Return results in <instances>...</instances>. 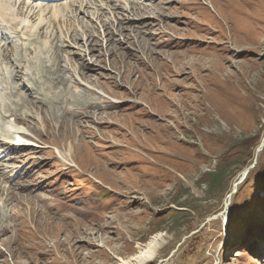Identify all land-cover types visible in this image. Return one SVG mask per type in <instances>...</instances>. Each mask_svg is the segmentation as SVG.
Returning <instances> with one entry per match:
<instances>
[{
  "label": "rangeland",
  "instance_id": "1",
  "mask_svg": "<svg viewBox=\"0 0 264 264\" xmlns=\"http://www.w3.org/2000/svg\"><path fill=\"white\" fill-rule=\"evenodd\" d=\"M67 2L0 23V264H264V0Z\"/></svg>",
  "mask_w": 264,
  "mask_h": 264
},
{
  "label": "bare ground",
  "instance_id": "2",
  "mask_svg": "<svg viewBox=\"0 0 264 264\" xmlns=\"http://www.w3.org/2000/svg\"><path fill=\"white\" fill-rule=\"evenodd\" d=\"M68 2L66 1V2L59 3V2H57V0H47L46 2H41L39 0H2V2H0V23H3V25H4L3 30L4 31H9V32L15 31V30L10 31L9 29H7V28H17L18 26H20L19 22L14 20L16 18L14 16L15 15L17 16V14H21V13H16L15 10L13 11V9L16 8L17 10L22 11L24 6H25V8H26V6H28L27 11H28V14H30L31 10L33 8V6H32L33 3L39 4V5H37V7H38L37 9H38V11H41V12H44L46 9L42 5L49 4L51 7H50V10L48 12L50 13V16L53 19V21H56V18H58L59 14H61L62 10L67 8ZM31 33H32V28L31 27L27 28V26H25V27H21L20 31L17 34H18V36H20V35L28 36ZM11 34H13V33H11ZM5 35H6L5 33H0V40L1 41H5V40L10 39V36H9L4 40L3 38L5 37ZM1 37H2V39H1ZM13 38H15V37H13ZM10 43L13 44V42H10ZM4 46L9 48V43L7 44L6 42H4L3 47ZM39 52L42 53L43 50L40 49ZM160 54L166 55V54H168V52L162 51V52H160ZM9 63H10L9 68L12 70V72L14 74L13 79L17 80V78L21 77V74L18 71H14L15 66H14V63L12 61H9ZM13 68H14V70H13ZM32 68H34V65L28 63V70L30 71V70H32ZM1 75H3V78H1L2 82L6 84V82H4V81H6L8 79V75L7 74H1ZM82 77L85 79L89 78L86 75H82ZM22 86L23 85L19 86V88H21ZM0 89H1V83H0ZM10 90H11V88H10ZM25 90L27 91V89H25ZM29 103L31 104V102H29ZM10 111H8L7 112L8 114L6 113V115H9L11 117V113H12V116H14V113L13 112L10 113ZM15 120L17 121L16 118H15ZM44 121H45V119H44ZM0 128H3L2 130H4L5 132L2 130L1 131L4 132V134L6 135V131H8V130H6L5 126L0 125ZM9 132H11V131H9ZM18 135H21V133L19 132ZM19 137H21V136H19ZM18 138L16 137V140L12 138L14 141H16V142H14L15 145L20 144L19 143L20 139H18ZM242 175H243V173H242ZM233 187H234V185H233ZM230 198H231V196L229 195L227 197V201H226L228 204H229ZM227 203H226V206H228ZM215 218L216 217H214L213 219H215ZM160 236H161L160 234H156L153 237H151L145 244H136V253L134 255H132L131 257H129L128 259H125V260L119 259L118 264H146L147 262L152 261L156 257V253H157V250L159 247Z\"/></svg>",
  "mask_w": 264,
  "mask_h": 264
},
{
  "label": "water",
  "instance_id": "3",
  "mask_svg": "<svg viewBox=\"0 0 264 264\" xmlns=\"http://www.w3.org/2000/svg\"><path fill=\"white\" fill-rule=\"evenodd\" d=\"M263 146H264V139H263V141H262V144H261V146H260V149L263 148ZM247 171H248V169L245 170V172L243 173V177L246 175ZM243 177H242V179H243ZM242 179H241L240 181H242ZM236 186H237V185H234V189H233V191H235V187H236ZM230 196H231V195H230ZM225 209H227V207H226ZM221 215H226V210L223 211ZM158 264H159V263H158Z\"/></svg>",
  "mask_w": 264,
  "mask_h": 264
},
{
  "label": "trees",
  "instance_id": "4",
  "mask_svg": "<svg viewBox=\"0 0 264 264\" xmlns=\"http://www.w3.org/2000/svg\"><path fill=\"white\" fill-rule=\"evenodd\" d=\"M237 192V191H236ZM263 204V206H264V202L262 203ZM256 228H258L259 230H261V229H264V226H262V225H259V226H257ZM261 233H259V235H263L262 234V231H260ZM249 237V236H248ZM250 249V248H249ZM250 250H252V249H250Z\"/></svg>",
  "mask_w": 264,
  "mask_h": 264
}]
</instances>
